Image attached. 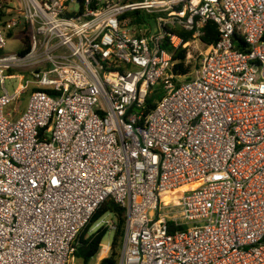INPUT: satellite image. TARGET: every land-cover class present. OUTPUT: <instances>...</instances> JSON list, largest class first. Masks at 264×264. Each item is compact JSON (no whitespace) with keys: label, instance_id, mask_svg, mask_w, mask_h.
<instances>
[{"label":"built area","instance_id":"2783aa9c","mask_svg":"<svg viewBox=\"0 0 264 264\" xmlns=\"http://www.w3.org/2000/svg\"><path fill=\"white\" fill-rule=\"evenodd\" d=\"M23 26L29 54L0 55V264H70L109 200L116 264H264V0H0V53ZM193 43L188 80L168 49Z\"/></svg>","mask_w":264,"mask_h":264},{"label":"trees","instance_id":"16d2710c","mask_svg":"<svg viewBox=\"0 0 264 264\" xmlns=\"http://www.w3.org/2000/svg\"><path fill=\"white\" fill-rule=\"evenodd\" d=\"M137 15V14H136ZM185 41H190L193 39L192 33H183L177 31ZM219 28L218 25L214 22H210L204 29V37L202 38L203 43L206 45H212L219 40ZM237 47L242 51H246V45L242 41L240 37L236 38ZM25 48L19 52L21 57H26L30 50V37L26 36L24 40ZM176 61V65L174 68V73L176 76L187 77L193 75V69L190 64H187V50H172L168 49ZM2 53V52H1ZM198 68V65L194 68V70ZM192 76L188 78V80H192ZM162 98L161 91L159 88L156 89L154 94L147 100V108L146 113H150L155 107L156 102ZM111 213L114 215L116 222H115V234L112 241V248H111V255L109 258L104 259L101 264H116L117 260L121 255L123 239L125 234V226H126V210L121 206L117 205L114 201L109 200L105 203L96 213L94 218L92 219L91 223L88 227L82 232L78 240L77 252L75 254V259L82 262V264H91L93 259H95L102 250V245L105 237L109 233L108 228H102L96 233L86 237L89 230L106 214ZM183 229V228H181ZM175 229L173 228V232Z\"/></svg>","mask_w":264,"mask_h":264},{"label":"rangeland","instance_id":"374dc122","mask_svg":"<svg viewBox=\"0 0 264 264\" xmlns=\"http://www.w3.org/2000/svg\"><path fill=\"white\" fill-rule=\"evenodd\" d=\"M146 21L148 23H151V24L153 23L152 19H150L149 17H147ZM8 36H9V38H8L7 47H6L5 51L0 53V55H8V54H13V53L19 54V52L25 48L24 40H25L26 36H29L28 31L23 26L21 28L14 30L13 32H11ZM205 54H206V48L204 46H202L199 43H193L192 44V47H191L192 58H191V63H190V65L192 66V69H193V73H192L193 75H191L192 77L194 76V71H195L194 68L197 65L199 66V64L201 62V58ZM21 74L25 75V77L27 78L26 80H30V77L27 73L22 72ZM191 76H188V78H190ZM16 82L19 84V81H16ZM14 83H15V81H11V80L6 81V84H7L6 87L12 93L16 90V88L18 86L17 83H15V84ZM29 100H30V94H26V95L22 96L20 102L12 104L7 109V111L8 112L9 111L14 112L15 119H18V118H20V116H22V114H24L26 112L28 104H29ZM165 207H166V212H170L172 215H176L179 212L177 205H176V202H169L165 205ZM110 222H116V219H115L113 214L108 213L103 218H101L89 230L86 237H89L90 235L96 233L97 231H99L102 228H108V224ZM114 234H115V231L109 229V233L103 241L101 253L99 254V256H97L95 259H93L91 264H101V262L104 259L110 257ZM105 246H107L108 248L104 249ZM103 249H104V251H103ZM70 264H82V262H80L78 260H74V261H71Z\"/></svg>","mask_w":264,"mask_h":264},{"label":"bare ground","instance_id":"6f19581e","mask_svg":"<svg viewBox=\"0 0 264 264\" xmlns=\"http://www.w3.org/2000/svg\"><path fill=\"white\" fill-rule=\"evenodd\" d=\"M172 196H175V195H172ZM180 196L181 195H177V196H175L174 198H170L171 196H168L167 197V200L168 201H174V202H177L178 201V199L180 198ZM108 247L106 246V249H107Z\"/></svg>","mask_w":264,"mask_h":264}]
</instances>
